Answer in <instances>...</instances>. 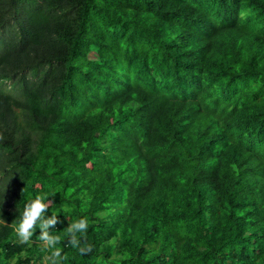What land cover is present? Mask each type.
<instances>
[{
    "label": "trees",
    "instance_id": "obj_1",
    "mask_svg": "<svg viewBox=\"0 0 264 264\" xmlns=\"http://www.w3.org/2000/svg\"><path fill=\"white\" fill-rule=\"evenodd\" d=\"M0 134V264L53 193L62 264H264V0H0Z\"/></svg>",
    "mask_w": 264,
    "mask_h": 264
},
{
    "label": "clouds",
    "instance_id": "obj_2",
    "mask_svg": "<svg viewBox=\"0 0 264 264\" xmlns=\"http://www.w3.org/2000/svg\"><path fill=\"white\" fill-rule=\"evenodd\" d=\"M3 139L0 134V140ZM51 196L38 195L24 206L23 215L19 222L15 224L14 230L21 243L31 246L33 236L39 227L40 234L36 236V240L41 244V250L50 253L46 256L48 264H62V261L67 259L66 255H62L63 249L57 245L61 241L60 235L51 234L49 229L54 228L59 223L58 213L53 211L51 215H45L48 209L54 204ZM90 221L88 217H82L71 223L65 230L69 234V245L76 249L81 255H85L92 251V245L82 243L86 241V233L88 232ZM80 234L79 236L77 234Z\"/></svg>",
    "mask_w": 264,
    "mask_h": 264
}]
</instances>
